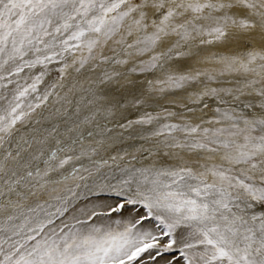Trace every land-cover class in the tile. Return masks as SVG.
I'll use <instances>...</instances> for the list:
<instances>
[{"label":"snow or ice","instance_id":"obj_1","mask_svg":"<svg viewBox=\"0 0 264 264\" xmlns=\"http://www.w3.org/2000/svg\"><path fill=\"white\" fill-rule=\"evenodd\" d=\"M0 264H264V0H0Z\"/></svg>","mask_w":264,"mask_h":264}]
</instances>
